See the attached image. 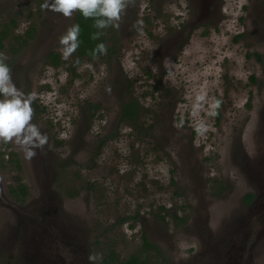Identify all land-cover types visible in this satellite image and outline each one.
<instances>
[{
    "label": "rangeland",
    "instance_id": "rangeland-1",
    "mask_svg": "<svg viewBox=\"0 0 264 264\" xmlns=\"http://www.w3.org/2000/svg\"><path fill=\"white\" fill-rule=\"evenodd\" d=\"M45 3L0 0V30L36 31L0 53L47 137L0 141V264H264V0H131L111 51L60 66L77 12Z\"/></svg>",
    "mask_w": 264,
    "mask_h": 264
},
{
    "label": "clouds",
    "instance_id": "clouds-1",
    "mask_svg": "<svg viewBox=\"0 0 264 264\" xmlns=\"http://www.w3.org/2000/svg\"><path fill=\"white\" fill-rule=\"evenodd\" d=\"M131 0H52L51 4L45 3L41 7L60 13L70 18L79 11L85 19H93L94 27L105 29L113 21L120 19ZM118 26V25H115ZM102 32L93 33L91 39H99ZM80 26L75 24L66 34L60 38L63 46L60 51L62 59L67 60L79 47ZM104 44H98L92 49V55L106 53ZM7 55L0 53V141L4 143L15 140L26 150L27 158L36 155L34 148L43 149L47 143V137L42 135L39 129L31 124L34 110L31 107V98H26L24 93L18 90L12 81L11 69L4 61ZM96 256H90L89 260L95 261Z\"/></svg>",
    "mask_w": 264,
    "mask_h": 264
},
{
    "label": "trees",
    "instance_id": "trees-1",
    "mask_svg": "<svg viewBox=\"0 0 264 264\" xmlns=\"http://www.w3.org/2000/svg\"><path fill=\"white\" fill-rule=\"evenodd\" d=\"M75 24H79L80 26V35H79V47L75 51V56L77 57V62L82 63L86 59H93L97 57H102L103 54H97L95 57L92 55V49H94L98 44H104L106 46L107 51H111L108 44L106 43L108 40L106 39L107 33L114 32L113 30V22L109 27L105 29H97L94 27V20L93 19H85L82 14L77 11L76 15V22ZM17 26V22L15 19L10 20L9 23H4L2 29L0 30V48L3 47V42L11 39V36L14 37V40L16 41L15 47H13V50L15 53L26 47L31 39H33L35 35V30L30 31L27 33V35H13L12 30L15 29ZM96 32H102L99 39L93 40L91 39V36L93 33ZM49 60L53 65L60 66L64 62L62 61L61 56L52 51L50 52L48 56ZM92 106V105H91ZM122 116L120 121L126 122L130 124L133 128L137 129L138 131L142 130V132H145L146 128L142 126L141 119L143 115L146 113V109L143 105L140 104V102L135 99L131 98L124 104H122ZM109 140L108 137H105L100 142V147H102L107 141ZM14 193H20L23 199H25L28 195L27 186L25 184H20L17 189L12 190ZM255 195L253 193H249L245 196V201L250 204L254 201ZM145 243L146 248L147 247H153L148 239L145 237ZM125 264H151L148 259H142L138 254L132 255L128 261L125 262Z\"/></svg>",
    "mask_w": 264,
    "mask_h": 264
},
{
    "label": "flooded vegetation",
    "instance_id": "flooded-vegetation-1",
    "mask_svg": "<svg viewBox=\"0 0 264 264\" xmlns=\"http://www.w3.org/2000/svg\"><path fill=\"white\" fill-rule=\"evenodd\" d=\"M252 237V233L248 234V238L247 239H250ZM244 264H250V263H244Z\"/></svg>",
    "mask_w": 264,
    "mask_h": 264
}]
</instances>
